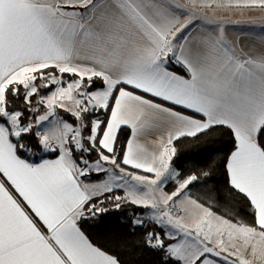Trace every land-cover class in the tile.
I'll list each match as a JSON object with an SVG mask.
<instances>
[{
    "label": "snow or ice",
    "instance_id": "obj_1",
    "mask_svg": "<svg viewBox=\"0 0 264 264\" xmlns=\"http://www.w3.org/2000/svg\"><path fill=\"white\" fill-rule=\"evenodd\" d=\"M214 7L264 0H0V264H124L81 225L129 206L158 264H264V50L201 30ZM217 128L251 222L193 195L215 161L174 166Z\"/></svg>",
    "mask_w": 264,
    "mask_h": 264
},
{
    "label": "trees",
    "instance_id": "obj_2",
    "mask_svg": "<svg viewBox=\"0 0 264 264\" xmlns=\"http://www.w3.org/2000/svg\"><path fill=\"white\" fill-rule=\"evenodd\" d=\"M127 134H129V130L122 129L120 140H126ZM175 146L178 153L174 166L185 174L190 171L204 170L210 162H216L211 177L192 187L194 196L199 195L203 200L209 201L215 198L217 207L214 210L218 214L238 213L236 219L244 222L252 221L251 209L244 202L236 204L225 199L227 175L223 163L224 158L232 149L231 137L227 129H213L196 139L183 138L177 141ZM42 155L43 157H50L48 154ZM33 159L36 160L37 158L33 157ZM99 179L101 177L93 176L91 182ZM170 187H172L171 184L168 185V191ZM206 189H212V192H207ZM217 194H219L218 197ZM235 199L238 200L239 197ZM105 206L109 207V205ZM130 214L131 206L120 211L103 214L98 219L82 223L81 227L94 243L117 254L124 264H158V259L152 252L140 247L143 230L132 228L128 223Z\"/></svg>",
    "mask_w": 264,
    "mask_h": 264
},
{
    "label": "crops",
    "instance_id": "obj_3",
    "mask_svg": "<svg viewBox=\"0 0 264 264\" xmlns=\"http://www.w3.org/2000/svg\"><path fill=\"white\" fill-rule=\"evenodd\" d=\"M202 11L215 23L207 25L205 21H200L201 30L220 35L222 26L224 42L229 47H233L238 55L245 53L257 55L261 50H264V9L214 7ZM155 135H159V133H155ZM151 138L149 137V139ZM166 190L168 191V189ZM171 190L172 187L169 192Z\"/></svg>",
    "mask_w": 264,
    "mask_h": 264
}]
</instances>
